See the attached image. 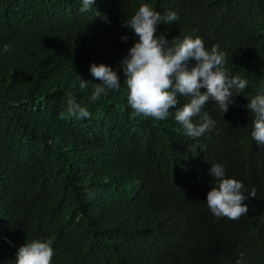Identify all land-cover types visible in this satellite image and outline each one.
<instances>
[{"label":"trees","instance_id":"1","mask_svg":"<svg viewBox=\"0 0 264 264\" xmlns=\"http://www.w3.org/2000/svg\"><path fill=\"white\" fill-rule=\"evenodd\" d=\"M141 3L179 17L159 24L157 36L199 37L209 51L216 45L227 73L248 81L226 113L205 105L216 126L198 139L174 113L132 118L120 61L138 41L124 20ZM81 7L82 0H0V264H16L33 239L52 240L51 264H264V145L251 136L247 109L264 95V0ZM92 64L109 66L121 82L95 103L103 82ZM72 99L90 117L60 118ZM215 163L246 196L256 190L239 219L207 207Z\"/></svg>","mask_w":264,"mask_h":264},{"label":"clouds","instance_id":"2","mask_svg":"<svg viewBox=\"0 0 264 264\" xmlns=\"http://www.w3.org/2000/svg\"><path fill=\"white\" fill-rule=\"evenodd\" d=\"M94 2L82 0L80 11H88ZM178 20L175 12L161 15L148 3H141L138 10L124 20V26L134 31L138 41L120 61L125 77L123 84L127 89L132 118L142 116L164 120L174 113L175 121L183 127L185 134L198 139L216 126V121L204 111L205 105L214 102L219 105L222 114L226 113L234 97L247 87L248 81L227 73L224 67L226 56L218 46L213 45L209 51L199 37L186 36L180 41L173 39L169 42L163 34L156 35L159 24ZM127 39V36L122 37L124 41ZM10 50V45H3V52ZM190 60L196 63L189 69ZM90 72L103 82L95 84L91 102L95 103L107 90H120V77L109 66L92 64ZM79 87L85 89L87 81L82 79ZM181 97L187 98V102L177 107ZM247 109L254 117L251 136L258 145H264V95L251 99ZM69 117L88 118L90 113L72 99L68 101L66 112L60 114L62 119ZM209 175L214 182L206 196L210 212L218 218L230 220L246 215L249 209L244 201L256 197L255 188L246 196L243 183L226 177V170L219 163L211 165ZM51 245V239H33L25 243L16 253V264H51L54 255ZM237 264H243V261L238 260Z\"/></svg>","mask_w":264,"mask_h":264}]
</instances>
